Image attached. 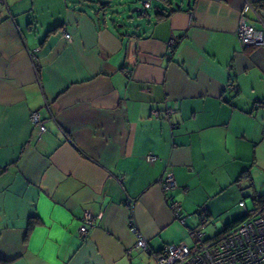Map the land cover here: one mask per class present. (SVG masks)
Wrapping results in <instances>:
<instances>
[{"label": "crops", "instance_id": "obj_1", "mask_svg": "<svg viewBox=\"0 0 264 264\" xmlns=\"http://www.w3.org/2000/svg\"><path fill=\"white\" fill-rule=\"evenodd\" d=\"M112 1L0 0V264H157L132 221L159 252L264 194V47L236 34L264 30L259 0H158L127 25Z\"/></svg>", "mask_w": 264, "mask_h": 264}, {"label": "built area", "instance_id": "obj_2", "mask_svg": "<svg viewBox=\"0 0 264 264\" xmlns=\"http://www.w3.org/2000/svg\"><path fill=\"white\" fill-rule=\"evenodd\" d=\"M139 1L142 7L147 10L151 8L154 1L158 0ZM236 34L243 47H264V30L257 29L243 15L238 20ZM62 36L68 41L71 39L68 32H63ZM256 106L264 107V100L257 101ZM166 111L170 112L171 110ZM30 118L40 132L45 131V124L39 111H33ZM154 159H156L154 154L146 156L148 162ZM159 185L164 192H169L177 186L168 165L160 176ZM254 197H258V195H254ZM239 206L244 210L243 220L235 227L207 240L202 239L203 223L207 220V215L203 208L199 209L197 215L201 224L192 232L196 241L183 240L178 243H169L164 245L159 252L151 250L132 221L130 230L136 236L135 248L152 254L157 264H264V201L256 202L254 200L251 209H248L244 201L239 202ZM170 208L174 216L184 223L185 217L181 214L180 202L171 199ZM93 225V214L89 210L84 211L80 226L82 237H88Z\"/></svg>", "mask_w": 264, "mask_h": 264}, {"label": "rangeland", "instance_id": "obj_3", "mask_svg": "<svg viewBox=\"0 0 264 264\" xmlns=\"http://www.w3.org/2000/svg\"><path fill=\"white\" fill-rule=\"evenodd\" d=\"M111 5L112 6L110 10L122 16V18L119 21V24H124V25L128 24L129 17L136 18L142 14L143 10H145L138 5L136 7H139L141 9L139 11H132V8L134 7V5L132 6L128 4L127 1L119 2L118 0H113ZM151 11H153V9H151ZM243 201L245 202L248 209H251L252 207L251 196L250 195L246 196ZM235 215H238V216H235ZM241 215H243L242 208L239 207L238 204H234L225 216L226 218L227 217L237 218V217H240ZM229 220L231 221L230 218Z\"/></svg>", "mask_w": 264, "mask_h": 264}, {"label": "trees", "instance_id": "obj_4", "mask_svg": "<svg viewBox=\"0 0 264 264\" xmlns=\"http://www.w3.org/2000/svg\"><path fill=\"white\" fill-rule=\"evenodd\" d=\"M256 5L259 6V7H261V8H264V0H259ZM254 200L256 202L264 201V194H261V195L259 194L258 197L252 196L251 197L252 203H253ZM244 216L245 215L243 214V216H241L239 218H236L233 221H231L228 224H226L225 227H224V229L221 230L216 236H218V235L222 234L223 232H226L227 230L235 227L238 223H240L243 220ZM31 226H32V223H30V227Z\"/></svg>", "mask_w": 264, "mask_h": 264}, {"label": "water", "instance_id": "obj_5", "mask_svg": "<svg viewBox=\"0 0 264 264\" xmlns=\"http://www.w3.org/2000/svg\"><path fill=\"white\" fill-rule=\"evenodd\" d=\"M136 10H137V11H139V10H140V8H136Z\"/></svg>", "mask_w": 264, "mask_h": 264}]
</instances>
